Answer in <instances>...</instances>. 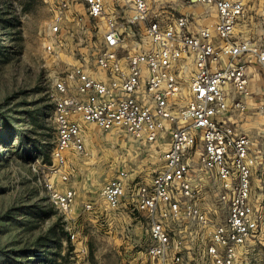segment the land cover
Segmentation results:
<instances>
[{
    "label": "rangeland",
    "instance_id": "obj_1",
    "mask_svg": "<svg viewBox=\"0 0 264 264\" xmlns=\"http://www.w3.org/2000/svg\"><path fill=\"white\" fill-rule=\"evenodd\" d=\"M162 1L171 20L182 13L194 16V8H200L178 0ZM56 4L57 0H0V264H163L149 254L151 218L138 209L132 194L137 185L150 184L164 167L165 143L155 148L122 128L104 130L86 123L85 152L69 154V179L56 181L61 189L76 190L73 204L63 212L48 198L44 183L52 177L57 138L54 82L70 79L75 66L98 70L99 26L103 24L86 16L81 2L73 3L72 18L61 33L50 38L45 29ZM129 14L120 12L124 20ZM128 26L125 23V29ZM128 30L135 34L125 36L124 43L135 48L141 42L142 28L132 25ZM238 32L264 50V0H246ZM47 41L54 42L52 51L47 50ZM242 60L254 71L249 83L253 105L245 112L234 111L230 122L252 140V194L262 219L257 232L240 248L236 264H264V76L256 55H244ZM182 65L187 92L193 64ZM200 148L187 155L190 179L199 196L196 201L208 213L211 225L201 228L185 212L169 220L167 264H216L206 246L213 225L226 213L218 204V180L201 168ZM120 170L128 173L127 196L113 209L101 192ZM178 199L191 203L180 195ZM87 203L95 208L86 209ZM174 256H180V261L174 262Z\"/></svg>",
    "mask_w": 264,
    "mask_h": 264
},
{
    "label": "built area",
    "instance_id": "obj_2",
    "mask_svg": "<svg viewBox=\"0 0 264 264\" xmlns=\"http://www.w3.org/2000/svg\"><path fill=\"white\" fill-rule=\"evenodd\" d=\"M178 1L212 8L217 19L207 10V25H197L190 13L171 20L162 0H57L46 24L48 37L64 30L65 22L72 18V4L81 2L90 20L103 22L99 26L102 41L97 71L75 66L70 79L54 82L57 138L52 177L44 186L51 204L68 211L76 190L61 189L56 181L69 179V154L86 150L82 123L104 130L119 127L146 143L169 135L161 155L164 167L150 184L137 185L132 194L138 209L151 218L149 254L167 264L169 220L185 212L201 228L211 225L208 213L196 201L199 196L191 183L192 166L187 157L201 147V168L218 180V204L226 213L213 225L207 255L216 264H236L240 248L257 232L262 215L252 194V140L230 119L234 111L247 110L245 98L250 95V75L241 59L256 55L264 76V50L239 36L246 0ZM126 11L130 14L124 20L120 12ZM125 23L128 28H142L141 42L135 48L124 43L125 36L135 34L125 29ZM46 48L52 51L54 42L47 41ZM189 61L193 71L185 92L182 62ZM127 181V171L120 170L104 184L101 193L111 208H119L126 198ZM178 195L191 203L182 204ZM94 208L93 203L86 204V209ZM173 261L179 262L180 256H174Z\"/></svg>",
    "mask_w": 264,
    "mask_h": 264
},
{
    "label": "crops",
    "instance_id": "obj_3",
    "mask_svg": "<svg viewBox=\"0 0 264 264\" xmlns=\"http://www.w3.org/2000/svg\"><path fill=\"white\" fill-rule=\"evenodd\" d=\"M209 11L210 12V16L212 17V19L213 20H215V19H217V17H216V13H215V10L214 9H212V8H205V7H200V8H194V16L196 17V23H197V25H207V24H209V22L208 21H206L205 20V16H204V13H205V11ZM241 61L242 62H244L242 59H241ZM246 65H247V72H248V74L249 75H251L252 74V72H254L253 70H252V68L250 67V65H248L246 62H244ZM259 63V62H258ZM260 65V64H259ZM258 93H260V91H257ZM261 100H262V98L261 97H259ZM245 101H246V104H247V109L249 108L250 109V107H252L251 105H253V102H252V98H250V96H248V97H246L245 98ZM261 102H263V101H261ZM250 111V110H249ZM90 124V123H89ZM82 127H83V130H84V134H85V137H86V127H87V124L86 123H82ZM240 131V130H239ZM240 132H244V133H246L245 131H240ZM247 134V133H246ZM86 141V140H85ZM169 141H170V136L169 135H166L165 136V139H163V140H159V141H157V142H154V143H151L155 148H157V146H161V144H163V143H165V148H164V150L162 151V153H161V155L163 154V152L165 151V149L167 148V145L169 144ZM86 144V143H85ZM151 145V147H153ZM114 176V175H113ZM111 179V178H110Z\"/></svg>",
    "mask_w": 264,
    "mask_h": 264
}]
</instances>
